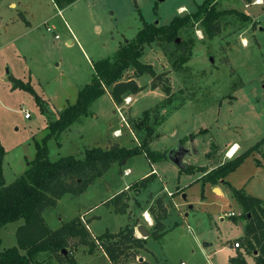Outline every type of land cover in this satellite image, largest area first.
Here are the masks:
<instances>
[{
    "label": "rangeland",
    "instance_id": "374dc122",
    "mask_svg": "<svg viewBox=\"0 0 264 264\" xmlns=\"http://www.w3.org/2000/svg\"><path fill=\"white\" fill-rule=\"evenodd\" d=\"M52 1L0 0V143L5 150L2 172L6 183L21 175L34 158L36 144L46 138L47 123L57 118L58 110L76 103L78 90L92 82L93 63L113 57L119 47L135 38L143 21L167 25L176 14L194 11L203 0H76L61 8V15ZM253 1L218 0V9L238 10L251 21L234 13L223 15L221 30L213 39L199 26L182 33L178 42L194 41L182 64L176 60L178 53L173 55V44L146 45L141 60L152 66L155 76H134L129 68L123 79L133 78L139 85L137 92L117 104L106 91L90 104L87 115L59 136L48 138L50 160L68 155L83 158L92 147L107 149L117 144L133 148L141 137L151 139L149 157L142 152L124 164L114 162L82 193H66L47 207L43 216L50 229L79 216L95 236L118 231L129 222L150 230L154 225L151 212H160L156 203L161 198L168 206L164 221L168 231L159 238L150 237L129 264H139L140 258L148 264H177L181 259L187 264H229L231 254L243 252L241 244L233 246L244 233L242 207L226 184L220 183L222 193L212 191L202 176L206 169L215 168L220 156L221 161L227 160L232 142L241 147L234 157L264 137V0L261 4ZM11 2L17 7L10 6ZM13 17L17 21L11 27ZM4 26H8L6 32ZM242 38L247 45H242ZM10 76L30 83L41 97L43 113L28 91L12 88ZM164 87L170 88L169 93ZM145 110H151L148 124L154 136L149 138L145 129L134 127ZM115 130H119L117 135ZM181 141L188 151L180 168L167 154ZM260 149L247 156L225 181L264 204V144ZM152 166L157 173L154 171L145 187L138 192L126 188L141 180ZM125 168L130 169L128 174ZM122 190L119 205L127 204L125 213L117 212L109 201ZM145 211L151 222L145 221ZM21 223L0 228L1 249L16 245V229ZM68 249L76 264H111L101 248L89 253L86 245L71 240ZM254 255L245 254L248 264H255Z\"/></svg>",
    "mask_w": 264,
    "mask_h": 264
},
{
    "label": "trees",
    "instance_id": "16d2710c",
    "mask_svg": "<svg viewBox=\"0 0 264 264\" xmlns=\"http://www.w3.org/2000/svg\"><path fill=\"white\" fill-rule=\"evenodd\" d=\"M53 1L61 9L76 0ZM243 1L249 3L252 0ZM217 5L218 0H203L194 11L183 15L176 14L167 25L158 24L157 21H143V26L136 33L135 38L119 47L113 57L93 63L95 73L92 82L78 90L76 103L68 104L65 108L58 110L57 118L47 123L46 138L41 144H36L34 158L23 173L10 183H6L3 177L2 159L5 150L0 143V228L7 223L22 220L16 229V245L0 248V264H42L43 262L76 264L71 250L63 252L71 240L86 245L89 253L96 248H101L111 264H129L138 256V250L144 248L145 238L136 235L134 226L137 222H129L115 232L107 230L98 236H93L85 228L79 216L62 223L56 229H50L43 212L47 207L55 205L57 200L66 193L74 195L82 193L90 182L100 177L114 162L122 164L124 160L142 152L149 157V140L151 139L141 137L140 144L133 148L117 144L107 149L92 147L86 150L83 158L68 155L56 160L49 159L46 141L50 137L59 136L81 116L87 115L90 104L106 91L117 104L137 92L139 85L133 78L123 79L124 72L129 68L134 70V76L144 73L155 76L152 66L141 60L146 45L173 44L175 48L173 55L176 56L178 53L176 60L182 64L189 58L190 53L186 55V52L189 45L194 42L190 38L182 39L181 42L176 41L182 33L187 34L189 29L199 26L207 38L213 39L221 30L219 20L223 15L234 13L241 16L247 23L251 21V18L243 12L235 9H218ZM10 80L12 88L28 91L34 97L40 111L44 112L41 97L29 82L13 76H10ZM164 90L169 93L170 88L164 87ZM150 111L145 110L142 117L134 123L137 130L145 129L148 138L154 136L153 128L148 124ZM169 112H171L170 108ZM263 144L264 137L244 153L228 159L209 171H204L203 180L217 184L240 166L247 156L255 151L261 152L260 147ZM262 154L264 156V152ZM185 170L189 171L190 168L186 166ZM150 177L152 176L143 177L129 184L128 188L132 187L138 192L146 186ZM223 183L229 187L232 196L242 207L240 215L245 218L244 233L238 238L239 241L237 240L243 252L236 250L233 256H229V264H248L245 254L254 252H256L255 264H264V204L262 200L248 195L243 188H235L226 181ZM123 194L124 190L109 200L114 202L116 211L121 213H125L127 207V204L119 205ZM156 205L160 212L152 210L154 225L149 230V236L153 238L163 234V220L167 213L161 198H158ZM139 264H147V262L142 260Z\"/></svg>",
    "mask_w": 264,
    "mask_h": 264
},
{
    "label": "crops",
    "instance_id": "0c3cea01",
    "mask_svg": "<svg viewBox=\"0 0 264 264\" xmlns=\"http://www.w3.org/2000/svg\"><path fill=\"white\" fill-rule=\"evenodd\" d=\"M52 2H53V1H52ZM53 4L55 5L54 2H53ZM72 4H73V3H72ZM10 6H13V7L15 6V7H17V3H16V2H11V3H10ZM60 11H61V9L58 10V13H59ZM59 14L61 15V12H60ZM23 20L26 21L28 24H31L30 21H28L25 17L23 18ZM9 21H10V26L12 27V26L14 25V23L17 21V19H16L15 17H13V18H10ZM10 26H9V28H10ZM6 27H8V26H4V27H3L5 32H6V30H7ZM9 28H8V29H9ZM0 32H1V27H0ZM55 37H58V36L55 35ZM70 42H72V41H71V40H70V41L68 40V43H70ZM8 75H9V74H8ZM14 78H16V77H14ZM2 79H3V78H2ZM11 85H12V82H11ZM9 87H10V86H9ZM14 89H19V90H20V88H14ZM54 108L57 109V106H53V109H54ZM57 110H58V109H57ZM191 142H192V144H194L193 136H191ZM180 143L183 144L184 142L181 141ZM233 144L236 145L238 148H236V151H235L231 156H228V155L226 154L227 157H228L227 160L230 159L231 157H233V155H235V153H236L239 149H241V147L239 146L238 143H236V142H232L230 145L232 146ZM231 146H230V147H231ZM194 147H195V145H194ZM219 149H220V148H219ZM219 149H218V150H219ZM229 149H230V148H229ZM229 149H228V150H229ZM194 151H195V150H194ZM219 152H220V151H219ZM146 157H147V156H146ZM220 157H221V156H220ZM220 157H219L218 160H217L218 163H217L216 166H214V167H217L219 164H221V163L227 161V160H222V161H221V160H220V159H221ZM260 166H261V165H260ZM178 167H179V166H178ZM181 167H184V166H181ZM181 167H180V168H181ZM125 169H129V168H125ZM153 170H155V172L157 173V169H156V167L152 166L151 171H148L145 175L142 176V178H143V177H147V176H149L148 174H149V173H152ZM204 170H205V169H204ZM206 170L209 171V170H211V169L208 168V169H206ZM156 173L153 172V173L150 174V175L153 176V175H155ZM223 181H225V179H223L222 181H219V182L217 183V184H219L218 187L216 186L217 184H212V183L209 182V183L211 184V190L214 191L215 188H219V189H220V192L222 193V186L220 185V183H223ZM215 186H216V187H215ZM180 189H181V188H180ZM177 190H178V189H177ZM182 192H183V191H182ZM171 195H172V197H171ZM171 195H170L169 197L174 198L175 193H172ZM184 196H185V195H183V197H184ZM162 202H163V201H162ZM173 202H174V201H173ZM163 204H164V206L166 207V211H167V213H166V217H165V219L163 220L164 231H166L167 228H169V227H166V226H165L164 221L166 220V218H167V216H168V210H167V207H168V206H167L164 202H163ZM172 205H173V203H172ZM150 208H151V207H149V209H150ZM150 210H151V209H150ZM231 214H233V212H228V216H229V215H230V217L234 216V214H233V215H231ZM186 215H187V214H185V216H186ZM221 217H222V216H221ZM221 219H222V218H221ZM137 223H138V222H137ZM136 225H139V224H136ZM136 225H135L134 227H136ZM147 229H148V228H147ZM148 230H149V229H148ZM167 231H168V230H167ZM135 233H136V232H135ZM165 233H166V232H165ZM165 233H163V235H166ZM136 234H137V233H136ZM168 234H169V233H168ZM92 235H93V234H92ZM93 236H95V235H93ZM137 236H138V235H137ZM161 236H162V235H161ZM161 236H159V237H161ZM138 237H140V235H139ZM159 237H158V238H159ZM237 237H239V236H237ZM149 238H150V236H148V237L145 238V242H144V243H145V246H146V241H147ZM206 244H207V243H204V245H206ZM146 248H147V247H146ZM147 249L149 250V248H147ZM234 254H235V253L231 254L230 256H233ZM108 260H109V259H108ZM143 260H145V259H143ZM145 261H146V260H145ZM180 262H185V261H183V260L181 259V260L179 261V263H180ZM109 263H110V261H109ZM179 263H177V264H179ZM147 264H148V263H147ZM185 264H187V262H185Z\"/></svg>",
    "mask_w": 264,
    "mask_h": 264
},
{
    "label": "water",
    "instance_id": "95a60500",
    "mask_svg": "<svg viewBox=\"0 0 264 264\" xmlns=\"http://www.w3.org/2000/svg\"><path fill=\"white\" fill-rule=\"evenodd\" d=\"M161 1V0H159ZM179 39L177 38L176 41H178ZM70 41V40H69ZM187 149H185L181 143L177 144L176 146H174L172 149L169 150L168 154H167V158L173 162L174 164H176L177 166L181 167L182 163H181V158L187 153ZM218 189V188H215ZM134 231L136 233H138L140 235V237L142 238H146L149 236V230L146 228L145 225L143 224H139L136 227H134ZM64 253H66V249L63 250ZM256 253V252H255ZM142 261L143 258H140Z\"/></svg>",
    "mask_w": 264,
    "mask_h": 264
},
{
    "label": "built area",
    "instance_id": "2783aa9c",
    "mask_svg": "<svg viewBox=\"0 0 264 264\" xmlns=\"http://www.w3.org/2000/svg\"><path fill=\"white\" fill-rule=\"evenodd\" d=\"M259 1H261V2H259ZM262 3V0H255V1H253V4H261ZM249 6V4H246V7H248ZM47 29L48 30H50L51 28L50 27H47ZM56 36H58V35H56ZM247 40V39H246ZM245 39H241V43H242V45H247V41H246ZM24 111V115H25V117H29V113L26 111V110H23ZM118 132H119V130H115V132H114V134L115 135H117L118 134ZM236 151V150H235ZM155 170H153V172H154ZM130 172V169H125V171H124V173L125 174H128ZM126 188H128V186H126ZM143 217H144V219H145V221H147V222H151L152 221V217H151V215H150V213L148 212V211H145L144 213H143ZM83 219V218H82ZM84 221V220H83ZM84 222H86V221H84ZM137 235L139 236V234L137 233ZM233 246H235V247H239L240 246V244H239V242H237V241H235L234 242V244H233ZM179 264H185L184 262H180Z\"/></svg>",
    "mask_w": 264,
    "mask_h": 264
},
{
    "label": "bare ground",
    "instance_id": "6f19581e",
    "mask_svg": "<svg viewBox=\"0 0 264 264\" xmlns=\"http://www.w3.org/2000/svg\"><path fill=\"white\" fill-rule=\"evenodd\" d=\"M259 2H261V1H259ZM182 9H183V8H182ZM242 39H243V38H242ZM244 39L246 40V38H244ZM246 41H247V40H246ZM236 148H237V146L233 144V145L230 147V149L227 151V155H228V156H231V155L235 152ZM216 190L220 191V189H216Z\"/></svg>",
    "mask_w": 264,
    "mask_h": 264
},
{
    "label": "flooded vegetation",
    "instance_id": "af4514ba",
    "mask_svg": "<svg viewBox=\"0 0 264 264\" xmlns=\"http://www.w3.org/2000/svg\"><path fill=\"white\" fill-rule=\"evenodd\" d=\"M175 146H176V145H175ZM182 146H183V145H182ZM173 147H174V146H173ZM173 147H172V148H173ZM183 147H184V146H183ZM172 148H171V149H172ZM169 150H170V149H169Z\"/></svg>",
    "mask_w": 264,
    "mask_h": 264
}]
</instances>
